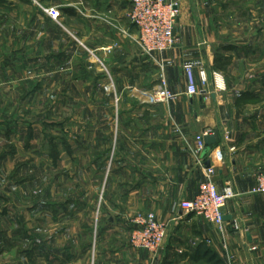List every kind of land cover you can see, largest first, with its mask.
<instances>
[{
	"label": "crops",
	"instance_id": "obj_1",
	"mask_svg": "<svg viewBox=\"0 0 264 264\" xmlns=\"http://www.w3.org/2000/svg\"><path fill=\"white\" fill-rule=\"evenodd\" d=\"M170 1L178 5V44L151 56L140 49L139 32L129 20L131 0H40V15L26 14L36 28L24 31L26 45L39 34L61 41L71 33L100 62L88 63L86 73L59 52L49 56V48L41 56L42 68L66 73L58 86H85L91 92L89 117L96 135L89 165L94 180L103 169L108 172L100 204L91 205L93 198L88 203L89 216L98 211L96 223L93 217L95 225L84 223L77 235L85 246L81 257L62 250L63 256H51L57 264H79L85 257L91 264H264V194L251 193L256 176L264 172V0H248V14L236 11L241 0ZM13 3L0 0V8L9 12L0 19L3 25L11 22V6L20 7ZM50 8L58 11L57 18L45 11ZM241 22L248 23L242 37L234 27ZM1 23L0 39H5L14 30L1 29ZM186 66L194 68L199 95L186 94ZM203 71L207 84L200 80ZM72 72L73 78L66 79ZM214 73L223 76L225 89L216 87ZM49 78L42 87L61 81ZM162 79L174 100L143 105L133 96L136 90H154ZM109 83L114 93H105ZM203 134L216 136L217 144L198 153ZM210 170L220 191L231 185L239 194L228 203L225 216L232 220L222 228L180 208L182 201L198 196ZM149 213L170 222L156 257L130 244L131 221ZM87 238L92 242L86 250Z\"/></svg>",
	"mask_w": 264,
	"mask_h": 264
},
{
	"label": "rangeland",
	"instance_id": "obj_2",
	"mask_svg": "<svg viewBox=\"0 0 264 264\" xmlns=\"http://www.w3.org/2000/svg\"><path fill=\"white\" fill-rule=\"evenodd\" d=\"M30 1L32 5L12 0L20 7L11 6L15 9L10 12L11 22H0L1 29L14 30L9 37L0 39V63L7 66L0 71V264H57L51 256H63L62 250L66 256L81 257L85 246L79 245L77 235L82 233L84 223L95 225L92 219L95 217L96 223L98 211L89 216L88 203L93 198L91 205L100 204L108 174L103 169L99 179L94 180V168L89 165L96 135L89 117L94 107L91 92L85 86H58L63 79L60 74L66 73L56 72L57 75L42 68L41 56L49 48V56L59 52L69 65L78 64L77 68H84L86 73L88 63L99 66L100 62L71 33L61 41L41 39L38 33L26 45L24 31L36 30L30 16L40 15L42 10L40 0ZM241 6L236 11L248 14V0H241ZM45 11L57 18V10ZM8 14L3 5L0 19ZM234 27L242 37L248 23ZM261 55L260 52L255 58ZM47 74L49 81L55 75L61 81L46 85ZM215 74L224 80L219 73H214L213 78ZM70 77L73 72L66 79ZM24 79L27 82H21ZM103 89L105 93L115 91L110 83ZM90 242L88 238L84 240L86 250ZM79 264L91 261L85 257Z\"/></svg>",
	"mask_w": 264,
	"mask_h": 264
},
{
	"label": "built area",
	"instance_id": "obj_3",
	"mask_svg": "<svg viewBox=\"0 0 264 264\" xmlns=\"http://www.w3.org/2000/svg\"><path fill=\"white\" fill-rule=\"evenodd\" d=\"M132 11L129 20L139 32L138 45L142 52L148 56L162 53L175 48L178 39L174 35L179 12L178 5L170 0H131ZM187 79L188 96L200 94L198 81L192 66L185 68ZM202 84H207L208 76L205 71L200 73ZM216 87L225 89L224 80L215 74ZM143 105H158L168 103L175 99L167 85L162 79L160 85L152 91L136 92L133 95ZM208 134L198 137V153L204 150L206 144L204 138ZM209 171L208 180L204 182L198 196L194 200H186L180 203V208L188 215L202 218L207 223L222 228L224 225L225 209L228 203L238 197L234 187L227 186L220 191L213 182ZM256 187L252 194H264V172L256 176ZM134 226L131 232L130 244L136 251H147L156 257L167 241L170 222L160 221L156 215L149 213L138 215L132 221ZM238 227L237 224L235 225Z\"/></svg>",
	"mask_w": 264,
	"mask_h": 264
},
{
	"label": "water",
	"instance_id": "obj_4",
	"mask_svg": "<svg viewBox=\"0 0 264 264\" xmlns=\"http://www.w3.org/2000/svg\"><path fill=\"white\" fill-rule=\"evenodd\" d=\"M204 141H205V144L207 146V150H210L211 148H213L216 144H217V140H216V136L214 135H208L204 138ZM208 167H210V164H207ZM232 220V216H225L224 217V221L228 222V221H231ZM247 239L250 243H252V238H251V235L248 234L247 235ZM246 252L249 256V253H248V248L246 247Z\"/></svg>",
	"mask_w": 264,
	"mask_h": 264
},
{
	"label": "trees",
	"instance_id": "obj_5",
	"mask_svg": "<svg viewBox=\"0 0 264 264\" xmlns=\"http://www.w3.org/2000/svg\"><path fill=\"white\" fill-rule=\"evenodd\" d=\"M249 94V93H248ZM133 231V230H132Z\"/></svg>",
	"mask_w": 264,
	"mask_h": 264
}]
</instances>
